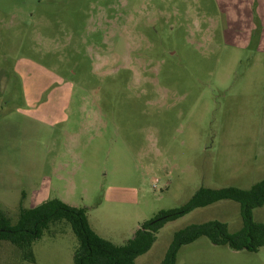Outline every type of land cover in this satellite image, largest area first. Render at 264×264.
<instances>
[{
	"label": "rangeland",
	"instance_id": "1",
	"mask_svg": "<svg viewBox=\"0 0 264 264\" xmlns=\"http://www.w3.org/2000/svg\"><path fill=\"white\" fill-rule=\"evenodd\" d=\"M263 178L264 0H0V211L13 224L40 193L122 244L201 186ZM214 219L239 230V203L167 222L135 263L158 264L176 230ZM77 244L58 222L34 261L0 240V264H74ZM175 264H264V246L201 236Z\"/></svg>",
	"mask_w": 264,
	"mask_h": 264
},
{
	"label": "trees",
	"instance_id": "2",
	"mask_svg": "<svg viewBox=\"0 0 264 264\" xmlns=\"http://www.w3.org/2000/svg\"><path fill=\"white\" fill-rule=\"evenodd\" d=\"M222 200L239 203L241 228L231 232L225 222L216 219L189 224L173 233L158 264H175L179 249L201 236L207 237L212 244L226 245L232 250L258 251L264 246V223L253 219V210L264 205V178L249 188L201 186L180 207L160 210L153 218L142 222L133 237L122 244L97 234L89 224L84 207L70 205L59 198L47 199L33 207L20 206L14 224L0 211V240L16 245L26 259L34 261L32 243L41 238L51 224L66 221L78 242L73 253L74 264H136V258L152 247L157 232L167 222Z\"/></svg>",
	"mask_w": 264,
	"mask_h": 264
},
{
	"label": "crops",
	"instance_id": "3",
	"mask_svg": "<svg viewBox=\"0 0 264 264\" xmlns=\"http://www.w3.org/2000/svg\"><path fill=\"white\" fill-rule=\"evenodd\" d=\"M53 111V110H52ZM40 193H35L34 194V201H36V202H34V204L31 206V207H33V206H36V205H38L39 203H41V197H39L40 195H39ZM23 201V200H22ZM40 201V202H39ZM45 201V200H44ZM3 202V201H2ZM1 201H0V203H2ZM43 202V201H42ZM22 203V202H21ZM20 203V204H21ZM23 206V205H22ZM24 207V206H23Z\"/></svg>",
	"mask_w": 264,
	"mask_h": 264
}]
</instances>
